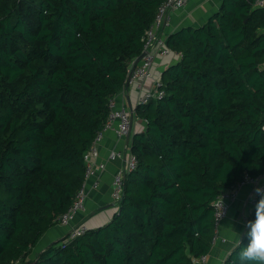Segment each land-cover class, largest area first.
<instances>
[{
	"label": "trees",
	"instance_id": "obj_1",
	"mask_svg": "<svg viewBox=\"0 0 264 264\" xmlns=\"http://www.w3.org/2000/svg\"><path fill=\"white\" fill-rule=\"evenodd\" d=\"M255 1L224 0L168 37L180 60L163 73L165 95L135 109L146 130L132 136L138 166L118 211L30 258L81 187L84 153L162 0H0V264H194L210 251L216 198L245 173L264 178ZM248 242L246 233L224 264Z\"/></svg>",
	"mask_w": 264,
	"mask_h": 264
},
{
	"label": "crops",
	"instance_id": "obj_2",
	"mask_svg": "<svg viewBox=\"0 0 264 264\" xmlns=\"http://www.w3.org/2000/svg\"><path fill=\"white\" fill-rule=\"evenodd\" d=\"M223 1L189 0L185 6L170 12V17L167 23L160 29V32L168 38L171 34L184 27H198L220 10ZM179 60L180 54L176 51H172L167 55L157 54L152 67V78L139 79L128 83L127 86L125 84L124 89L115 95L116 106L118 108L127 107L134 111L132 128L129 134L122 138L117 136L114 129L107 130L105 138L100 144V160L106 159L111 149L131 150L132 136L146 130V120L135 114V109L140 103L139 98L149 91H154L155 80L161 79L164 71ZM122 164V160L120 159L107 161L106 169L98 176L99 187L94 188L92 184L89 185L86 210L80 212L71 225L63 226L58 223L47 230L38 245L34 248L30 258H35L38 252L47 244L65 237L73 225L85 222L90 229H94L111 221L119 207L118 203H115L112 199V181ZM261 181L264 184L263 177ZM254 189L252 185H246L241 189L238 198L230 208L228 217L222 222L219 232L220 239L211 246L208 252L209 258L207 264H224L234 248L244 239L247 233L245 217L253 209V204L249 198L251 194L256 195ZM44 238H46L45 241ZM222 238L226 240L224 241Z\"/></svg>",
	"mask_w": 264,
	"mask_h": 264
},
{
	"label": "built area",
	"instance_id": "obj_3",
	"mask_svg": "<svg viewBox=\"0 0 264 264\" xmlns=\"http://www.w3.org/2000/svg\"><path fill=\"white\" fill-rule=\"evenodd\" d=\"M189 0H162L157 8V12L151 26L146 30L144 36V51L145 54L141 61L132 70V65L129 68V74L131 73L130 82L152 78L153 76V63L157 54L167 55L173 51L168 45V38L160 32V29L167 23L170 17V12L185 6ZM255 6L264 8V0H256ZM143 51V52H144ZM154 91H149L143 94L139 98L140 103H148L152 98H161L165 95L164 86L165 83L162 79H156L154 82ZM124 89V88H123ZM110 114L104 127L97 133L94 141L90 147L84 153V165L85 176L84 181L77 191V194L69 206V208L60 215L59 224L63 226L71 225L76 216L86 210L87 199L89 196V185L98 188L99 174L106 169L107 161L122 160V166L114 175L112 181V199L115 203H119L124 194L125 179L127 174L134 171L138 166V158L131 150L111 149L107 158L100 160V144L105 138V132L109 129H114L117 136L122 138L127 136L132 128L133 112L127 107L118 108L116 106V97L114 96L110 100ZM262 176L254 177L248 173H245L236 184L223 190L221 194L216 198L214 202V236L212 239V245H214L220 239V228L222 222L228 217L230 208L233 202L238 198L241 189L246 185H252L254 188H264V184L261 181ZM256 195L251 194L249 200L252 204L256 203ZM246 224L250 220V214L245 217ZM90 230V227L85 223L71 226L68 234L66 235V242L72 241L76 237L84 235ZM248 231V229H247ZM223 239V238H222ZM226 240L225 238L223 239ZM209 254L205 253L199 257L194 258V264H207Z\"/></svg>",
	"mask_w": 264,
	"mask_h": 264
},
{
	"label": "clouds",
	"instance_id": "obj_4",
	"mask_svg": "<svg viewBox=\"0 0 264 264\" xmlns=\"http://www.w3.org/2000/svg\"><path fill=\"white\" fill-rule=\"evenodd\" d=\"M254 192L260 199L255 204V218L246 227L249 242L242 247L234 264H264V188L257 187Z\"/></svg>",
	"mask_w": 264,
	"mask_h": 264
},
{
	"label": "water",
	"instance_id": "obj_5",
	"mask_svg": "<svg viewBox=\"0 0 264 264\" xmlns=\"http://www.w3.org/2000/svg\"><path fill=\"white\" fill-rule=\"evenodd\" d=\"M144 54H145V51L141 55H139L137 58H135V60L133 62L132 70H134L135 66L141 61V59L144 56ZM130 78H131V73L128 76V80H127L126 86L128 85Z\"/></svg>",
	"mask_w": 264,
	"mask_h": 264
},
{
	"label": "rangeland",
	"instance_id": "obj_6",
	"mask_svg": "<svg viewBox=\"0 0 264 264\" xmlns=\"http://www.w3.org/2000/svg\"><path fill=\"white\" fill-rule=\"evenodd\" d=\"M46 240V238H44V241Z\"/></svg>",
	"mask_w": 264,
	"mask_h": 264
}]
</instances>
